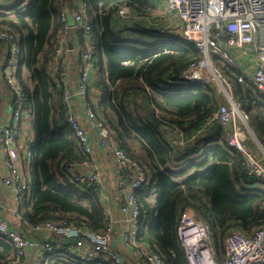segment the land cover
<instances>
[{
    "label": "trees",
    "instance_id": "obj_1",
    "mask_svg": "<svg viewBox=\"0 0 264 264\" xmlns=\"http://www.w3.org/2000/svg\"><path fill=\"white\" fill-rule=\"evenodd\" d=\"M84 1L91 30L86 34L76 25V37L92 47L99 95L95 110L114 140L149 176L137 193L139 239L157 247L166 264H189L178 227L181 215L191 210L209 226L215 257L222 261L230 229L251 235L264 227V179L249 175L244 155L229 144L226 131L200 134L185 147L167 141L169 128L189 138L197 135L224 103L214 83L179 78L203 54L192 41L148 27L157 9L149 0ZM124 5L134 9L131 21L117 17ZM67 9L74 14V0H29L14 14L0 8V27L13 25L21 42L16 75L27 98L34 136L33 161L26 170L30 194L19 213L31 223L71 218L101 231L109 221L100 199L62 171L65 163L91 160L67 122L60 72L51 69ZM211 59L231 82L239 109L264 147V91L246 78L239 82L241 71L219 56ZM4 80L13 101V89ZM16 256L15 247L0 238V264ZM46 258L42 264H89L51 254Z\"/></svg>",
    "mask_w": 264,
    "mask_h": 264
},
{
    "label": "built area",
    "instance_id": "obj_2",
    "mask_svg": "<svg viewBox=\"0 0 264 264\" xmlns=\"http://www.w3.org/2000/svg\"><path fill=\"white\" fill-rule=\"evenodd\" d=\"M161 1L164 2L173 20L169 23L171 28L167 29L163 26L158 29L164 33H175L182 39L194 42L203 54L202 59L190 62L180 73L179 78L202 83L214 82L216 86L218 82L220 89L225 92L224 103L214 114L212 122L203 126L197 135L191 138L171 128L166 129L167 133H174L178 138L175 142L171 137L169 142L185 147L213 124L220 123L227 132L229 144L244 155L249 175L264 179V160L253 153L245 142L246 132L243 125L247 123V116L241 112L233 97L231 82L211 59L212 55L219 56L224 62L241 71L239 82L246 78L257 89L264 91V0ZM74 2L76 10L73 17L76 25L87 34L91 30L87 18L88 4L84 0H74ZM28 3L29 0H0V8L14 14ZM61 17L65 25L63 29H67L69 24L66 12ZM117 17L119 20L131 21L135 18L134 9L124 5L117 11ZM0 41L5 42L9 47L3 74L13 89V108L6 120L0 123V146L5 153L1 183L9 193L6 203L0 199V238L8 240L17 251L15 260L4 264H24L31 251L42 256L51 254L75 258L89 264L97 260H111L112 264H130L123 254L113 249L116 239L112 222H108L107 227L100 231L86 222L77 223L71 218L31 223L21 217L20 204L30 194L26 170L33 161L34 141L28 140L19 131L21 121L25 116L30 115V111L26 95L16 75L21 55V42L13 25L0 27ZM87 42L89 49L81 54L78 63L77 89L73 94L64 93L67 122L84 153L95 155V143L98 144L110 153L118 171L116 188L124 197V203L120 206L124 226L120 234V248L132 251L136 258L146 264H166L157 247L141 241L138 237L141 210L137 193L149 182L147 171L114 140L109 125L89 100L94 62L92 47L88 40ZM63 52L64 43L58 40L52 61L55 69L53 66L52 68L55 71L59 70L55 62L61 60ZM242 57H247L253 65L254 73L251 79L247 78L246 72L242 70L240 63ZM72 96L83 99L86 122L95 132L96 140L92 139L91 131L73 113L70 107ZM62 171L72 182L91 190L100 201L106 202V177L99 163L87 160L71 161L64 164ZM105 210L104 213H109L108 209ZM2 211H6L7 215H3ZM15 223L19 225V229L12 226ZM178 235L189 264H264V227L255 230L251 235L236 228L230 229L225 238V257L222 261L215 257L209 226L197 220L191 210H186L181 215ZM43 260L36 258L32 264H42Z\"/></svg>",
    "mask_w": 264,
    "mask_h": 264
},
{
    "label": "crops",
    "instance_id": "obj_3",
    "mask_svg": "<svg viewBox=\"0 0 264 264\" xmlns=\"http://www.w3.org/2000/svg\"><path fill=\"white\" fill-rule=\"evenodd\" d=\"M67 11L71 12L69 9H67L65 12ZM149 25L150 23L147 26L151 27ZM75 26H69L67 29H62V31H60V33L58 34L59 40L63 41L64 43V52H63V56L61 57V60L55 62L60 72L59 83H60V80H62L61 83L65 86L66 92L70 94H73L74 91H76L77 86H78V76H79L78 63H79L81 54L83 52H86L89 49L88 42L85 39H83V41L80 42L79 39L76 37L77 27ZM154 29H158V28L156 27ZM8 53H9L8 45L5 42L0 41V123L6 120L8 113H10L13 107L11 93H9L5 85V80H4L5 77L3 74V68L5 65ZM240 63L242 65L241 66L242 70L246 72L247 78L250 77L251 79L254 73V69H253V65L250 64L249 59L247 57H242L240 58ZM52 66H51V69L55 72L54 70L55 66H53L54 69L52 68ZM63 68L65 72L63 71ZM94 71H95V64L93 63V68L91 72L92 76L90 80L92 92L89 96V100L97 108V102H98L99 95L97 93L98 89L95 87L96 71L95 73ZM70 107L73 113L77 116L78 120L85 127H87L89 131H91L92 139L96 140L95 132L92 131V129L89 127V125L86 122L85 106H84L83 99L79 96H72L70 98ZM31 119H32L31 114L29 116H25L23 120L21 121L19 131L28 140L33 142L34 136H33V131H32ZM243 129L246 132L245 142L249 144V140H250L249 136H251L256 142V145L258 144L256 146L258 149V152H256V155H258L261 159L264 160V148L262 147L261 143L259 142L257 136L255 135L253 129L250 127L248 122L243 125ZM217 130H221V132H224L225 128L217 127L216 130L212 131L210 127L203 133V135L207 136L208 134H213V132H216ZM171 137L172 139L175 140V142L178 141V138H176V135L174 133L169 134L166 131V138L168 142H169V138L171 139ZM254 137H256V139ZM94 154L95 155H90L91 160L89 162L99 163L101 167L104 169V173L106 177L105 187L107 190L106 192L107 200L106 202L105 201L104 202L100 201V202L103 206V211H106L105 209H108L109 213L105 212L106 214L105 213L104 214L106 215L107 220L109 222H112L114 226L116 240L114 241L113 249L123 254L130 264H146L143 260L136 258L133 255L132 251L126 250V249L124 250L120 248V243H121L120 234L122 233L123 227H124L122 224V215L120 213V206L124 203V197L118 193L117 188H116V180L119 174L112 162L110 153H107L103 148L99 147L98 144L96 143H95ZM4 160H5V153L3 152L0 146V199L2 202L6 203L9 199V193L7 189L1 183V177H2V174H4ZM2 213L5 216L7 215L6 211H2ZM12 226H14L16 229H19V225L16 223L13 224ZM117 244H118V247L116 246ZM36 258L47 259L46 254L42 256V255H37L35 251H31L25 259V264H32L33 262L36 261Z\"/></svg>",
    "mask_w": 264,
    "mask_h": 264
},
{
    "label": "rangeland",
    "instance_id": "obj_4",
    "mask_svg": "<svg viewBox=\"0 0 264 264\" xmlns=\"http://www.w3.org/2000/svg\"><path fill=\"white\" fill-rule=\"evenodd\" d=\"M153 5H155L158 9L156 10V12H154L152 14V16L150 17L152 19V21H150V24H154L155 27L160 28L165 26V28L169 29L172 26L169 24L170 21L173 20L172 16L169 14L167 7L165 6L164 2H162L161 0H149ZM159 1V2H158ZM176 28V27H174ZM167 33H172V32H167ZM217 82V81H216ZM214 83V82H213ZM216 84V83H215ZM218 86L217 89H219L220 92H222L223 94L225 93L224 91H222L220 88L221 86L219 85V83L217 82ZM248 122V121H247ZM256 139V137H254ZM249 148L253 153L258 152L257 149V145L256 142L254 141V139L249 136ZM260 142V141H259ZM262 145V144H261ZM263 147V146H262ZM264 148V147H263ZM81 186V185H80ZM83 187V186H81ZM84 189H87L85 187H83ZM88 190V189H87ZM118 247V244L116 245ZM25 264V263H24Z\"/></svg>",
    "mask_w": 264,
    "mask_h": 264
},
{
    "label": "water",
    "instance_id": "obj_5",
    "mask_svg": "<svg viewBox=\"0 0 264 264\" xmlns=\"http://www.w3.org/2000/svg\"><path fill=\"white\" fill-rule=\"evenodd\" d=\"M66 14H67V19H68L69 26H75L76 22H75V19L73 17V14L71 12H69V11H67ZM155 125H157V124H155ZM217 127L221 128L222 125L220 123H215V124H213L211 126V130L214 131V130H216Z\"/></svg>",
    "mask_w": 264,
    "mask_h": 264
}]
</instances>
